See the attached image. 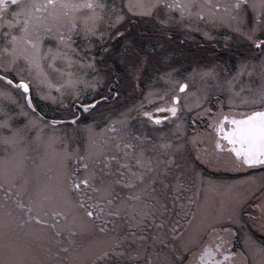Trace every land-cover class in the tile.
Wrapping results in <instances>:
<instances>
[{"label": "snow or ice", "instance_id": "1", "mask_svg": "<svg viewBox=\"0 0 264 264\" xmlns=\"http://www.w3.org/2000/svg\"><path fill=\"white\" fill-rule=\"evenodd\" d=\"M0 264H264V0H0Z\"/></svg>", "mask_w": 264, "mask_h": 264}]
</instances>
